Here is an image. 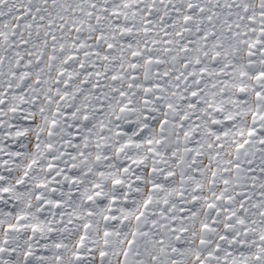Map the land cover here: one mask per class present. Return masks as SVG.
<instances>
[{
    "label": "snow or ice",
    "instance_id": "snow-or-ice-1",
    "mask_svg": "<svg viewBox=\"0 0 264 264\" xmlns=\"http://www.w3.org/2000/svg\"><path fill=\"white\" fill-rule=\"evenodd\" d=\"M0 264H264V0H0Z\"/></svg>",
    "mask_w": 264,
    "mask_h": 264
}]
</instances>
